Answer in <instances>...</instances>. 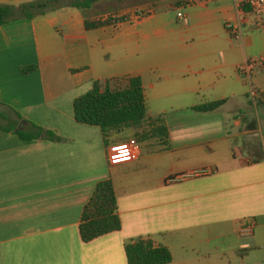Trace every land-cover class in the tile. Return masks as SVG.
Wrapping results in <instances>:
<instances>
[{"label":"crops","instance_id":"0c3cea01","mask_svg":"<svg viewBox=\"0 0 264 264\" xmlns=\"http://www.w3.org/2000/svg\"><path fill=\"white\" fill-rule=\"evenodd\" d=\"M186 1L104 0L0 26V126L32 123L60 139L0 131V264H127L125 245L138 239L166 248L168 264H264V69L250 81L238 72L264 63V15L246 16L231 0ZM85 19L109 24L87 30ZM121 77L141 79L170 149L137 144L131 132L104 139L75 121L76 99ZM106 180L121 228L84 243L82 211ZM248 221L253 233L242 237Z\"/></svg>","mask_w":264,"mask_h":264},{"label":"trees","instance_id":"16d2710c","mask_svg":"<svg viewBox=\"0 0 264 264\" xmlns=\"http://www.w3.org/2000/svg\"><path fill=\"white\" fill-rule=\"evenodd\" d=\"M104 0H37L18 7L0 6V26L8 22L33 19L48 11L61 8H75L85 11L95 3ZM246 16L260 18L242 7ZM109 24V21L85 19L87 30L97 29ZM35 66L21 68V74L35 71ZM223 102L210 103L194 108L196 112L210 113ZM75 121L79 124L100 128L104 139L114 134L133 133L137 144L157 140L160 148L170 149L168 132L163 116L149 117L146 95L139 77H121L94 82L92 89L73 103ZM18 119L21 117L16 114ZM0 118L4 115L0 112ZM0 131L13 133L23 141H59V137L50 130L30 124L27 130H17L16 125ZM121 222L117 214V199L111 180L100 182L95 187L91 198L85 205L79 226V234L84 243H89L101 236L119 231ZM127 264H168L171 255L164 247H154L150 240L138 239L125 245Z\"/></svg>","mask_w":264,"mask_h":264},{"label":"built area","instance_id":"2783aa9c","mask_svg":"<svg viewBox=\"0 0 264 264\" xmlns=\"http://www.w3.org/2000/svg\"><path fill=\"white\" fill-rule=\"evenodd\" d=\"M193 1H216V0H187L184 4L186 3L188 4ZM231 1L237 4L241 9L242 7H248L250 11L256 15H259V16L264 15V0H231ZM177 18L178 19L183 18V14L181 10L177 11ZM225 28L230 33L233 39H239L242 36V31L238 27L230 23H227L225 25ZM257 68L264 69V63L261 62L260 60H253V61H249L248 63L239 66L238 72L240 75H242L243 77H245L247 80L250 81V78L253 72ZM206 174H208V171H205V170L196 171L190 174H184V175L173 177L169 179V182L170 183L180 182L185 179H189L191 177L203 176ZM253 228H254V222L248 221L245 224H243L241 228L239 229V235L242 237L251 236L253 233Z\"/></svg>","mask_w":264,"mask_h":264},{"label":"rangeland","instance_id":"374dc122","mask_svg":"<svg viewBox=\"0 0 264 264\" xmlns=\"http://www.w3.org/2000/svg\"><path fill=\"white\" fill-rule=\"evenodd\" d=\"M134 137V136H133Z\"/></svg>","mask_w":264,"mask_h":264}]
</instances>
